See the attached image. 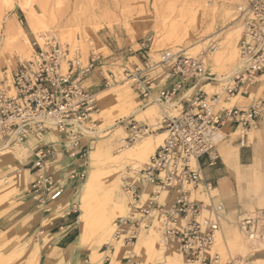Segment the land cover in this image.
<instances>
[{
  "label": "built area",
  "instance_id": "1",
  "mask_svg": "<svg viewBox=\"0 0 264 264\" xmlns=\"http://www.w3.org/2000/svg\"><path fill=\"white\" fill-rule=\"evenodd\" d=\"M236 21L241 26L237 41L239 68L230 75L218 77L202 61L217 44L209 45L196 56L178 48L161 50L154 57L150 38L139 43L138 62L123 66L121 77L101 70L105 87L119 78L141 103H156L177 111L176 115L164 114L155 128L133 120L126 127L125 143L158 130L165 133L161 144L135 173V181L123 187L132 201L130 213L123 221L130 229L129 237L124 239L127 242L140 229L154 227L157 217L161 244L176 246L184 260L248 264L208 253L220 232L222 205L213 201L215 187L202 174L205 161L211 164L216 159L220 128L228 121L250 128L259 113V102L250 107L217 108L221 100L227 103L235 95H249L245 86L254 85L264 75V0L240 5ZM31 45V57L16 63L8 87L0 85V149L27 145L29 139L39 138L51 129L62 135L59 141L41 142L31 150L34 159L29 167L32 178L28 190L38 206L50 211L65 194L63 176L57 177L53 172L58 154L81 161L78 168L65 173V180L77 183L86 179L81 158L87 145L82 140L96 125L92 116L98 106L95 94L84 87L83 81L102 65V58L93 51L83 59L78 47L71 54L69 47L52 33L39 35ZM218 83L222 85L220 93L208 95L200 88L201 84ZM20 170L14 169L17 179L21 177ZM143 183L153 188L142 202L139 192ZM202 195L208 197V204ZM237 226L247 240L261 236L257 217L242 216Z\"/></svg>",
  "mask_w": 264,
  "mask_h": 264
},
{
  "label": "rangeland",
  "instance_id": "2",
  "mask_svg": "<svg viewBox=\"0 0 264 264\" xmlns=\"http://www.w3.org/2000/svg\"><path fill=\"white\" fill-rule=\"evenodd\" d=\"M2 1L3 0H0V85L4 84L8 87L10 75L12 70L15 68L16 63L23 59H29L33 53V51H31L29 52L28 57H25L18 52L19 49L17 50L15 44L13 45L11 43L13 40L15 42L18 41L16 35L12 38L13 40L7 39V33L5 31L7 30V24L12 29L14 28V30H19V28H21L23 30V33H21L23 38L28 39V45H26L24 41L20 43L21 45L19 44L21 50L23 49L26 51V47L28 46H31L33 50V46L31 44L34 38L43 33H52L58 37L61 43L69 47L71 54H73L76 47H78L77 49L81 52L83 59H85L87 55L93 51L98 53L102 58V65H99L83 81L84 87L95 94L98 112L92 116L96 119V125L93 131L88 134L85 133V138L82 140L83 143H86L87 147L85 156L81 158V160L86 169V179L91 166H97L96 168L100 167V169L105 168V170H100V177L98 180V183H100L99 185L97 183L100 187L97 186L99 189L96 191V202L93 201V204L96 206L95 209L97 210L101 206L100 203H103L102 206H105V209L108 211L107 216L109 221L113 224V227H111L113 232L109 230L110 232L107 231V233L98 234V236H94L90 240V243L83 245L88 248V254L90 256L89 260H87V264H90L92 257L90 254L91 249L96 250L99 254L102 253L100 255H96L99 260L98 262L101 263H109L111 258L114 257L120 264H136V262L137 264H166L165 256H170L174 250L175 253L180 255L174 245L169 247L161 245L163 247V250L161 251L162 253H156V251L153 250V247L146 242L154 241L158 243L157 237L154 233H152V231H156L160 237V220L157 217L154 221V227L150 228L152 231L147 233V236L143 237V240H145L144 242H141L139 237L145 229H140L132 241L127 242V240H124L125 237H129L130 229L127 224H122V221L120 220L122 219L124 221V219L128 217L132 201L129 194L124 191L123 187L126 183L135 181V173L139 171L143 164L148 161L154 151L148 156L147 160H137L138 162L136 160H129L128 158L126 159L125 157H123V160L122 157H119L120 153L118 152V149L124 145H135L145 136H153L162 132V130H158L156 132L143 135L132 143H125L123 142V139L126 136V127L129 125L128 123L130 120L137 121L139 124H147L155 128L157 127L156 124L162 119L164 114L176 115L177 111L174 110L173 107L166 108L156 103H141L135 92L124 83L119 82V78H116V82H111L109 86L105 87L102 84L101 70L104 73L106 70H110L116 74V76L120 74L119 76L121 77L123 66H130L131 63L138 62L137 55L139 54V43L147 38H150L151 55L154 57L161 50H175L178 48L184 49L187 53L196 56L202 49L207 48L209 45L217 44V50L219 51H226L228 46V53H230L232 49L235 50L234 62L239 63L237 39H239L240 35L236 39H234L232 35L234 36L237 34V31L234 32L236 29L239 30L238 34L241 33V29L236 21V17L238 15L237 7L249 0ZM25 8L31 9L38 17H40L47 29L33 30L28 24ZM229 36L232 37L231 40L229 39ZM233 46H235V48ZM212 54L213 53L207 52L205 57L202 58L205 67L209 69L210 72L216 73L219 77L220 75H230L236 71L232 70L234 69V63L232 65L229 63L230 57L227 59L225 58L221 64V69L213 63ZM92 74L100 81L98 87H93L91 79ZM204 89L208 95L214 92L220 93L222 85L220 83L215 86L210 84L206 85ZM245 89L249 90L251 98L255 97L258 99L259 97H264V79L259 78L257 83L254 85H246ZM126 90L127 92H125ZM123 91L124 93L122 94ZM117 93L120 94L117 95ZM116 95H123L128 103L132 102L135 104V109H138L139 111L126 118H121L120 113L124 111V109L122 110L118 108L119 104L116 100ZM228 102L231 104H228ZM233 102L234 101L231 99H229L227 103H224L221 100L217 108L220 109V107H230L231 105H234ZM137 113H141V115L138 117ZM117 128L122 130V134H124L123 136L121 135L120 137V135H118L120 134V131H117ZM121 138L122 140H120ZM49 140L57 141V134L52 133L51 136L46 135V137H40V139L37 140L32 137L26 142L27 145L25 146L15 145L0 149V216L6 214L11 209L18 207L21 201L23 191L22 188L25 186H23V182L20 179L14 177V169L20 168L23 170L21 167L22 164H17V161L19 159L22 160L25 157L27 158L32 148L38 143H41V141L47 142ZM93 150H95L94 152H97L98 154L95 153L97 155V157H95L96 162L94 161V165H91L89 155L93 152ZM59 156H61V154H58L56 159ZM114 156L115 158L119 157L120 160L122 159L119 162L122 168L119 173L114 172V170H108V165L110 164L108 160L112 159ZM67 157V164L70 162V164L73 165V163L76 162L79 166V163L81 162L79 159H70L69 156ZM53 166L54 174L60 177H64L65 173L69 171L67 170L63 175H60L57 169L58 162H55ZM11 174H13L15 181H12ZM25 177V184L28 181V189L29 178H27V175ZM5 178L9 182L4 184ZM85 181L86 180H83L73 184L75 187L71 188L70 192L66 195L67 199L65 201L69 202L67 207L62 209L61 202L58 203V206H60L55 208L57 209L56 214L58 217L65 212V210L67 211L70 209L71 212L68 216H70V219L74 222L77 235L80 232V226L77 222V218L81 213V192ZM62 182L64 183L63 179ZM8 183L11 184L8 185ZM3 184L4 186L7 184V186L3 187ZM116 187H118V189H116ZM238 187V195L241 201H243L242 207L245 208V211L240 213L234 212L233 218L221 223L220 232L223 239L221 243H218L216 241V235L213 245L210 247L208 253H219L224 260L234 258L237 261L248 264H264V155H261L254 166L249 169L248 178L240 177L238 179ZM141 189L143 190L140 193V196L143 202V199L147 197L150 188L147 187L144 189L141 185ZM107 190L111 193L107 192ZM105 191L106 195L104 194ZM118 192L120 194H118ZM212 194L215 195L213 201L222 205L221 214L224 217L226 210L223 199L220 197L217 190L213 191ZM107 195L109 196V201H107ZM201 198L204 200L205 204L209 203L208 197L205 195H202ZM97 199H100V202H97ZM104 201L106 202L104 203ZM117 202H124L123 205L126 204L124 207L126 209H124L125 212L122 213L120 208L119 211L118 207H115L117 206ZM113 207L114 210H117H112ZM118 212L119 214H122L119 215ZM242 216L258 218V230L261 232V236L259 238L255 240H247L245 238L237 226L238 220ZM97 220L96 216L95 218L93 216L91 220L96 232ZM47 225H49L48 221L43 223V227ZM42 236H44V233L43 229L40 228L31 236V245H20L18 243L19 238H16L17 243L15 248L10 254H8L7 241L5 240L4 235L0 234V264H9L13 260H17L19 264H23L26 252L25 250H27L28 247L30 249L26 259V264H37L38 255L31 263L30 254L32 253V249L37 246L39 238ZM117 240H121V242L117 244ZM99 241L100 243H98ZM116 245L119 249L113 256V252L116 250ZM126 256H129V262H127ZM180 258L183 262H186L181 255ZM195 264L199 263L195 262Z\"/></svg>",
  "mask_w": 264,
  "mask_h": 264
},
{
  "label": "crops",
  "instance_id": "3",
  "mask_svg": "<svg viewBox=\"0 0 264 264\" xmlns=\"http://www.w3.org/2000/svg\"><path fill=\"white\" fill-rule=\"evenodd\" d=\"M91 79L93 87H98L100 81L95 75L92 74ZM204 87L206 85H200V88L205 91ZM242 97L245 100L238 102L236 100V107H250L256 102L260 104L254 125L243 129L236 122H226L220 128L223 136L215 146V161L211 164L205 161L202 167L204 179L213 183L214 191L217 190L224 201L226 214L223 217L220 213L221 220L224 218L222 222L220 221V228L221 223L233 218L234 212L245 211V208L242 207L243 201L238 195V179L240 177L248 178L249 169L254 166L261 155H264V97L251 98L250 93L242 95ZM33 159L32 151L27 158L17 159V164H22V169L27 172L29 181L32 178L29 167ZM67 160L68 157L65 155L56 159L60 175H63L67 170L78 168L76 162L71 165L70 162L66 163ZM62 179L65 184V196L62 199L66 200V195L75 186L73 182L65 180V176ZM23 186L25 187L22 188L19 206L0 216V234H3L7 241V253L10 254L14 250L17 243L16 238H19L20 245H29L33 233L42 228L44 236L39 238L37 264H87L90 257L88 248L79 244L72 245L77 233L74 222L68 216L70 213L67 214L71 212L70 209L62 213L65 214L64 217L61 215L58 217L57 209L53 210L54 208H52L50 211H46L37 205L27 189L28 181L26 184L23 183ZM47 221L49 225L43 227V223ZM29 249L28 247L25 250L23 264H26ZM9 264H19V262L13 260Z\"/></svg>",
  "mask_w": 264,
  "mask_h": 264
},
{
  "label": "bare ground",
  "instance_id": "4",
  "mask_svg": "<svg viewBox=\"0 0 264 264\" xmlns=\"http://www.w3.org/2000/svg\"><path fill=\"white\" fill-rule=\"evenodd\" d=\"M4 1V0H3ZM2 1V2H3ZM246 3V2H245ZM243 4V3H242ZM242 4H240V5H242ZM240 5H238V7L240 6ZM238 7H237V11H238ZM25 10H26V13H27V20H28V24H29V26L33 29V30H38V29H44V28H46V26H45V24H44V22H43V20L40 18V17H38L31 9H29V8H25ZM238 25H239V27H240V29H241V26H240V24L238 23ZM6 29L7 30H5L6 31V33H7V39L8 40H10V39H12V38H14V36L16 35V38H17V40L18 41H14L13 39V41L11 42L13 45L15 44V46L17 47V50L19 49V51L18 52H20V54L21 55H24L25 57H28V55H29V52H31V51H33L32 50V48H31V46H28V47H26V45H28V39L27 38H23V36H22V34L21 33H23V30L21 29V28H19V30H14V28L12 29L8 24L6 25ZM47 29V28H46ZM237 31V34L236 35H232V37L234 38V39H236L240 34H238V29H236L234 32H236ZM232 37L231 36H229V39L231 40L232 39ZM240 38V37H239ZM22 40V41H21ZM238 40V39H237ZM21 41V42H20ZM24 41V43L26 44L25 45V47L27 48L26 49V51H24L23 49L21 50V48L19 47V44L20 43H22ZM10 42V41H9ZM229 43V42H228ZM9 44V43H8ZM21 45V44H20ZM229 47V46H228ZM228 47H227V50H228ZM234 48H235V46H233ZM6 48H7V46H6ZM226 50V49H225ZM227 50L226 51H219V50H217V47L214 49V50H212V58H213V63L215 64V65H217V67H220L221 68V64L223 63V61L225 60V58L227 59L228 57H230L229 58V63L232 65L233 63H234V69H232V70H237L238 68H239V63H235L234 62V58H235V50H233L232 49V51L230 52V53H228L227 52ZM237 50V49H236ZM5 51V50H4ZM20 56V55H19ZM23 56V57H24ZM8 59V58H7ZM239 62V61H238ZM224 65V64H223ZM230 65V66H231ZM236 66V67H235ZM222 69V68H221ZM214 73V72H213ZM259 78H261V79H264V75H262V76H260ZM259 78H258V80H259ZM115 89V88H114ZM104 91V90H103ZM103 91H101V92H103ZM100 92V93H101ZM125 92H127V90L125 91ZM121 93V92H120ZM120 93H117V95L118 94H120ZM124 93V91L122 92V94ZM104 94H105V92H104ZM97 95V94H96ZM101 95V94H100ZM116 95V96H117ZM99 97V96H98ZM106 97V96H105ZM101 98V97H100ZM231 100H233L234 102H233V104L235 105V101L237 100V102L239 101V100H245L242 96H240V95H235V96H233V97H231L230 98ZM116 100H117V102H118V104H119V106H118V108L119 109H124V111H122L121 113H120V117L121 118H126V117H128V116H130L131 114H134V113H136V112H138L139 110L138 109H135V104H133L132 102L131 103H128V101L125 99V97L123 96V95H120V96H117L116 97ZM230 102H228V104H229ZM231 104V103H230ZM232 106V105H231ZM141 111V110H140ZM144 112V111H143ZM150 112H151V110H150ZM138 114V113H137ZM151 114V113H150ZM139 115H141V113L140 114H138V117H139ZM136 116V115H135ZM118 129V128H117ZM120 129V128H119ZM117 130V131H120V134H118V135H120V137H121V135L123 136L124 134H122V130ZM116 131V130H115ZM52 133H56L57 134V141H59V140H61L62 139V135L60 134V133H58L56 130H54V129H51V131L50 132H48V133H46V134H43V135H41L40 137H46V135H48V136H51L52 135ZM124 133V132H123ZM115 134V133H114ZM115 136H117V135H115ZM164 136H165V133H164V131H162L161 133H157V134H155V135H148V136H145L140 142H138V143H136L135 145H131V146H128V145H124L123 147H121V148H119L118 149V152L120 153V156L119 157H122V159H123V157H125L126 159L128 158L129 160L131 159V160H147L148 159V156L156 149V147L158 146V145H160L161 143V140H163V138H164ZM222 134L220 135V138H222ZM39 137V138H40ZM118 137V136H117ZM33 138H36V140L37 139H39V138H37V137H33ZM123 138V137H122ZM122 138L120 139V140H122ZM40 142V141H39ZM42 142V141H41ZM35 144V143H34ZM158 144V145H157ZM24 145V144H23ZM17 146H20V145H17ZM25 146V145H24ZM32 146V145H31ZM8 147V146H7ZM28 148V147H27ZM26 148V149H27ZM11 149V148H10ZM16 149H17V147H16ZM25 149V150H26ZM95 150H93V152L89 155V157H90V164L91 165H94V163L96 162L95 161V157H97V155L95 154V153H97V152H94ZM91 152V151H90ZM17 154V153H16ZM98 154V153H97ZM115 158V156L112 158V159H110V160H108V162L110 163L109 165H108V170H114V172H116V173H119V171H120V169H122L121 168V164L119 163L121 160H120V158ZM58 158V157H57ZM124 160V159H123ZM95 161V162H94ZM137 161V162H138ZM137 162H135V163H137ZM123 163V162H122ZM139 164V163H138ZM98 165V164H97ZM97 166H95V167H90V170H89V173H88V177H87V179H85L86 181H85V183L83 184V186H82V192H81V213L79 214V216H78V218H77V222L79 223V226H80V232H79V234L76 236V238H75V240L73 241L74 243L72 244V245H76V244H79V245H85L86 243H90V240L94 237V236H98V234H103V233H107V231H112L113 232V230H111V227H113V224H111L110 223V221H109V218H108V216H107V213H108V211L105 209V206L103 207L102 206V204L103 203H100L101 204V206H102V208L100 209V207H99V209H95L96 208V206H94V204H93V201H95L96 200V191H98L97 189H99V188H97V186L99 185V183H98V180H99V173H100V170H105V168H101L100 169V167L99 168H96ZM103 167V166H102ZM114 167V168H113ZM107 169V168H106ZM133 170V169H132ZM21 177H20V180L23 182V183H25V180H24V178H26L25 176L26 175H28L27 174V172H25L24 170H21L20 171V174H19ZM11 178H12V181L14 180V178H13V174H11ZM28 178V177H27ZM5 180V182H4V184L5 183H7V182H9V181H7L6 180V178L4 179ZM15 181V180H14ZM97 183H98V185H97ZM4 184H3V187H5V186H7V184L4 186ZM9 184H11V183H8V185ZM19 185V184H18ZM114 185V184H113ZM118 185V184H117ZM142 186L144 187V189L145 188H147V187H149L150 188V190L153 188L152 186H151V184H149V183H143L142 184ZM98 187H100V186H98ZM111 187V186H110ZM114 187H115V185H114ZM17 188V187H16ZM13 189H14V187H13ZM112 189V188H111ZM116 189H118V187H116ZM100 190H102V189H100ZM142 190L143 189H141L140 190V192L139 193H141L142 192ZM11 191V190H10ZM107 192H109V193H111L109 190H107ZM15 193V192H14ZM106 193V191L104 192V194ZM109 193H107V194H109ZM114 193V192H113ZM113 193H112V195H113ZM80 194V193H79ZM78 194V195H79ZM118 194H120L119 192H118ZM106 195V194H105ZM104 195V196H105ZM111 195V196H112ZM80 196V195H79ZM103 196V197H104ZM111 196H110V198H111ZM121 196V195H120ZM123 196V195H122ZM99 197V196H98ZM108 197V199H107V201H109V196L107 195L106 196V198ZM123 198V197H122ZM166 197H164V199H165ZM104 199V198H103ZM103 199H102V201H103ZM118 200H120L119 198H117ZM100 200V199H99ZM98 199H97V202H100ZM113 201H114V199H113ZM112 201V202H113ZM62 202V209L63 208H65V207H67L68 205H69V202H67V201H65V200H63V199H61L58 203H61ZM96 202V201H95ZM106 201H104V203H105ZM115 202V201H114ZM58 203H57V205H58ZM108 203V202H107ZM124 203V202H123ZM123 203H118L117 202V206H115L116 205V203H115V207L117 208L118 207V210H119V208H120V210H122L121 212L123 213V212H125V205H123ZM126 203V202H125ZM98 204V203H97ZM100 204H98V205H100ZM119 204H120V206H119ZM60 206V205H59ZM58 206V207H59ZM60 207V208H61ZM98 207V206H97ZM115 208V209H116ZM125 209V210H124ZM112 210H114V207H113V209ZM117 210V209H116ZM116 210H114V211H116ZM119 210V211H120ZM80 211V210H79ZM95 211H97V212H95ZM107 211V212H106ZM114 213H117V212H114ZM122 213H120L119 214V212H118V214L119 215H121ZM118 214H117V216H118ZM125 214V213H124ZM93 216H94V218H95V216H96V219H98L97 221V232L94 230V227H93V224H92V222H91V220H92V218H93ZM122 221V224H125V222H123V220H121ZM121 225V224H120ZM109 231V232H110ZM150 231H152V230H150V229H145L143 232H142V234H141V238L139 237V240H141V242H144L145 240H143V237L144 236H147L146 234L147 233H149ZM152 233H154L155 234V236L157 237V241H158V243H156V242H154V241H146L147 243H149V245H151L152 247H153V250L154 251H156V253L158 252V253H162L161 251L163 250V247L161 246L162 244H161V240H160V237L158 236V233L156 232V231H152ZM111 234V233H110ZM110 234H108V235H110ZM112 235V234H111ZM143 235V236H142ZM216 235H217V242L218 243H221V241H222V239H223V237H222V234H221V232H218V233H216ZM102 236V235H101ZM111 237V236H110ZM109 238V237H108ZM45 240V239H44ZM121 242V240L119 241V240H117V244L118 243H120ZM98 243H100V241L98 242ZM107 244H109V243H107ZM114 244H115V242H114ZM119 246V245H118ZM127 246V245H126ZM216 246V245H215ZM71 248V247H70ZM215 248V247H214ZM38 249H39V245L37 244V246H35L33 249H32V253L30 254L31 256H30V261H31V263L34 261V259H35V257L38 255ZM115 251L113 252V256L116 254L115 252L116 251H118V247H117V245H116V247H115ZM169 249V248H168ZM70 250V249H69ZM31 251V250H30ZM168 251V250H167ZM221 251V250H220ZM171 253V252H170ZM91 255H92V257H91V260H90V264H120L114 257H112L111 258V260H110V262L109 263H101V262H98L99 260H98V258H97V256L96 255H100V254H102V253H98L96 250H94V249H91V253H90ZM167 255V254H166ZM37 259V258H36ZM165 263L166 264H195V262H188V261H186V262H183L182 260H181V258H180V255H178L177 253H175V250L173 251V253L170 255V256H165Z\"/></svg>",
  "mask_w": 264,
  "mask_h": 264
}]
</instances>
